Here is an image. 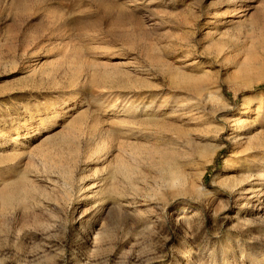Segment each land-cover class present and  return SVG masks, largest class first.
Segmentation results:
<instances>
[{"label":"rangeland","instance_id":"374dc122","mask_svg":"<svg viewBox=\"0 0 264 264\" xmlns=\"http://www.w3.org/2000/svg\"><path fill=\"white\" fill-rule=\"evenodd\" d=\"M239 119L262 154L264 0H0V264H264Z\"/></svg>","mask_w":264,"mask_h":264},{"label":"bare ground","instance_id":"6f19581e","mask_svg":"<svg viewBox=\"0 0 264 264\" xmlns=\"http://www.w3.org/2000/svg\"><path fill=\"white\" fill-rule=\"evenodd\" d=\"M200 91L202 93L203 89L200 88ZM203 94H206L209 98H213L214 96L219 97V98L222 97L218 90L215 91L214 93L211 92V93H203ZM169 101L170 99L165 97L164 102H166V104H163L159 107L154 104H149L145 106H138V105L134 106L133 105L134 106L133 110H137L138 112L141 113V115L145 116V118H153V119L162 118L163 119L167 116L169 112L174 113L176 111L175 107L173 106H171V111H168L169 106H170L168 104ZM177 106L179 105L177 104ZM249 122L250 121H248L247 119L245 120L239 119L238 122H236V126L240 129V132L232 136L233 142L235 144L234 145L235 149H234V152L231 153L229 158H227V160H228L229 165L233 166L234 168L238 167L242 171L243 174H242L241 179L231 182L230 188L232 189V191L239 192L241 194L242 193H245V194L252 193V194L258 195L259 193H262L263 188H264V152H262V154L260 153L259 155H257L255 153V147L243 148V151L241 154H237V151H236V149H238L240 145L241 146L244 145V143L247 140H249L248 141L249 144L256 143V141L253 138L248 137V132L243 131L244 127H246L249 124ZM144 129H145L144 127H138V131H137L138 133H129L132 129L127 128V129H124V132H127L132 136L141 137L144 139L146 138L150 139L151 135L147 133L146 131H144ZM260 146L263 151L264 143L259 144V147ZM219 148L220 146L218 144H215L212 146L211 153L206 158L207 163H211L213 161L215 157V153ZM160 158H162V160H158L157 162L158 165L160 166L164 165L166 166V168L167 167L169 168V165L172 161L173 156L169 154H162ZM117 171L120 174H122L125 178L131 179L134 173V167L125 162H121L117 166ZM172 176L176 177L181 182V184H183V181L185 180L184 175L179 174V173L177 174L172 173ZM183 189L191 192L192 194H196V195L205 192V190L209 191V189L205 188L203 185L196 186L195 184L193 186L183 187ZM21 193L26 194L27 192L25 191V189H23L21 192H19V195ZM16 196H18V194ZM14 197H15L14 194L5 195L4 200H7L8 202H10V200ZM134 202H136V200Z\"/></svg>","mask_w":264,"mask_h":264}]
</instances>
